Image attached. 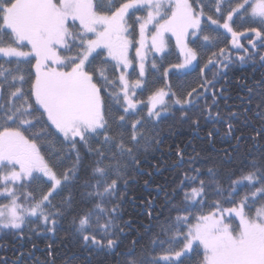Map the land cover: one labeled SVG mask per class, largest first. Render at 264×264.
<instances>
[{
    "label": "snow or ice",
    "instance_id": "6c2138e0",
    "mask_svg": "<svg viewBox=\"0 0 264 264\" xmlns=\"http://www.w3.org/2000/svg\"><path fill=\"white\" fill-rule=\"evenodd\" d=\"M237 17L258 26L238 31ZM205 22L231 34L233 47L244 53L237 57L241 63L253 56L264 62V0H0V197L8 201L0 204V229L21 230L34 217L55 233L79 194L89 206L72 222L89 254L111 251L125 256L123 264H184L202 249L199 264H264V156L243 162L238 176L235 169L221 176L216 167L191 168L195 175L184 173L172 189L173 198L181 197L173 207L177 215L159 225L167 239L152 241L168 247L158 256L136 254L134 247L116 252L123 233L116 223L120 185L128 184L130 166L143 163L142 153L162 143L148 124L168 112L166 98L176 97L172 105L181 109L197 107L203 98L196 88L186 98L157 88L146 101L137 99L147 87L149 53H165L170 33L182 63L165 68L163 76L188 68L198 60V48L212 47L216 39L203 34ZM245 33L253 34L251 51L239 42ZM232 62L220 48L200 72L212 66L225 75ZM151 70L159 71L155 59ZM133 74L137 78L130 79ZM214 83L205 78L200 89L207 94ZM211 95L203 111L219 123V113L211 111L217 92ZM180 119H189L187 111ZM192 125L198 128L200 118ZM235 130L227 123L225 135ZM248 138L264 139V126ZM210 195L218 198L209 203ZM205 204L209 210L196 215L193 209Z\"/></svg>",
    "mask_w": 264,
    "mask_h": 264
},
{
    "label": "trees",
    "instance_id": "16d2710c",
    "mask_svg": "<svg viewBox=\"0 0 264 264\" xmlns=\"http://www.w3.org/2000/svg\"><path fill=\"white\" fill-rule=\"evenodd\" d=\"M205 3H210V0H205ZM205 11L207 15L217 18L209 8ZM256 26L258 23L252 22L250 17L243 19L237 17L233 25L241 32ZM204 29L203 34L216 39L212 47L198 48L200 55L194 67L188 70L170 69L168 76L164 77V69L181 62L182 59L176 47L171 45L170 49L158 58L159 71L151 70L149 67L147 87L144 91L138 92V98L146 101L157 88L168 89L181 98H186L187 92L196 88L197 95L203 98L199 99L197 107L185 109H181L179 105H172V100L176 97L166 98L170 105L168 112L162 114L158 123L148 124L149 128H154L155 132L159 133L158 139L162 143L158 146L153 145L147 153H142L143 163L138 168L130 166L129 174L125 177L129 181L128 184L120 185L118 198L120 211L116 223L123 228V233L120 235L117 253L127 252L134 247L136 254L158 256L168 247L165 243L162 249L158 244L153 245L152 241L157 238L167 239L166 236L159 235V225L167 218H174L177 215L173 207L181 197L177 195L173 198L172 189L179 184L184 173L189 177L195 175L190 171L191 168L206 172L209 167H216L221 176L224 169H235L238 176V169L243 162L264 156V139L256 141L248 138L264 126V62L260 61L259 56H253L241 63L237 57L244 53L233 47L232 37L225 29L211 25L210 22H205ZM251 38L253 34L249 33L240 37L239 42L250 49L247 41ZM220 48L226 49V54L233 58V62L224 70L226 74L220 75L218 68L212 66L201 74L200 69L210 53ZM260 51L264 53V49ZM24 67L27 68L28 65ZM205 78L215 81L214 89L208 88L207 94L200 89ZM213 90L217 92L218 105L211 111L213 117L219 113V123L206 119L208 114L203 111L206 103L208 105L212 103ZM146 111L147 109L143 108L142 114ZM182 111H187L189 119H180ZM231 113H236V116L230 119ZM197 117L200 118L198 128L192 125V120ZM227 123L235 126L236 130L232 136L225 135ZM209 132H212L211 137L208 135ZM241 134L244 139L237 141L235 137ZM177 152H182L183 159ZM229 159L232 163L227 162ZM223 183L227 187L226 179ZM243 191L244 189H241V193ZM217 198L210 195L207 200L210 203ZM60 199L61 197H56L53 203H58ZM88 206L81 202V197L77 194L74 210L71 212L65 210V215L58 218L55 233L48 232L43 221L34 217H30L21 230L0 229V264H123L125 260L123 255L111 251H92L89 254L80 246V235L72 221L74 216ZM228 206L230 205H225ZM208 210L207 204L202 210L193 209L196 215L206 213ZM153 247L156 248L154 253ZM202 257L203 250L200 249L198 255L185 257L184 264H199Z\"/></svg>",
    "mask_w": 264,
    "mask_h": 264
},
{
    "label": "rangeland",
    "instance_id": "374dc122",
    "mask_svg": "<svg viewBox=\"0 0 264 264\" xmlns=\"http://www.w3.org/2000/svg\"><path fill=\"white\" fill-rule=\"evenodd\" d=\"M139 14L143 15L144 13L141 12V13H139ZM229 34H230V33H229ZM246 34H249V33H245V35H246ZM230 35H231V34H230ZM231 37H232V36H231ZM166 39L168 40V48L166 49L165 53L170 49V46H171V45H174V46L176 47V41H175V37H174V36H172V35L169 33V34L166 35ZM239 39H240V38H239ZM176 49L178 50L177 47H176ZM178 51H179V50H178ZM165 53H151V52L149 53V60H148V64L146 65L147 72H148L149 67H151V62H152V60L155 59L156 64H157V63H158V58H161ZM132 55H134V49L132 50ZM32 62H33V64L35 63L34 60H32ZM196 62H197V61H194L193 64H192L191 66H189L188 68H184V69H180V70H188V69H191L192 67L195 66ZM179 63H182V59H181V62H179ZM179 63H177V64H179ZM147 72H146V76H147ZM135 78H137L135 74H133V75L130 77V79H135ZM165 91H168V89H165ZM138 92H139V91H138ZM137 99H139V98H138V93H137ZM140 100H141V99H140ZM19 191H22V189H19V190H18V194H19ZM7 202H8L7 199H5V198H3V197H0V204H2V203H7ZM237 222H238V221H236V220H233V221H232L233 224H235V223H237ZM201 250H202V249H201Z\"/></svg>",
    "mask_w": 264,
    "mask_h": 264
}]
</instances>
